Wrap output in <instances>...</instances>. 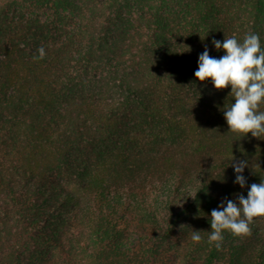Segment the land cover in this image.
Wrapping results in <instances>:
<instances>
[{
  "label": "trees",
  "instance_id": "obj_1",
  "mask_svg": "<svg viewBox=\"0 0 264 264\" xmlns=\"http://www.w3.org/2000/svg\"><path fill=\"white\" fill-rule=\"evenodd\" d=\"M249 32L264 47V0H0V264H264V218L207 242L264 137L194 75Z\"/></svg>",
  "mask_w": 264,
  "mask_h": 264
},
{
  "label": "clouds",
  "instance_id": "obj_2",
  "mask_svg": "<svg viewBox=\"0 0 264 264\" xmlns=\"http://www.w3.org/2000/svg\"><path fill=\"white\" fill-rule=\"evenodd\" d=\"M212 43L216 50L223 49L225 55L220 58L212 57L205 46L198 57L195 77L201 82L210 78L217 90L230 85L235 103L224 112L229 131L237 134L239 139L248 133L262 139L264 111L260 107L264 104V47L261 46L259 35L249 32L242 42L233 36L225 38L223 42L213 39ZM38 52L39 56L36 58L43 59L44 49L40 48ZM233 161L234 158L231 162L236 173L234 183L244 188L247 178L242 173L248 167V161ZM237 200L238 203L225 197L218 209L211 211V231L207 242L217 250L222 247L225 231L234 237H250L255 218H264V179L250 185L247 198L240 194ZM191 240L196 244L203 241L200 230L193 231Z\"/></svg>",
  "mask_w": 264,
  "mask_h": 264
}]
</instances>
